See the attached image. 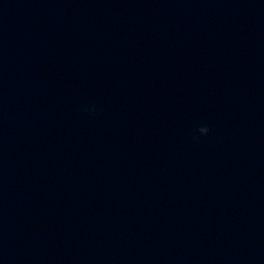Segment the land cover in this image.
Masks as SVG:
<instances>
[{
    "label": "water",
    "instance_id": "1",
    "mask_svg": "<svg viewBox=\"0 0 264 264\" xmlns=\"http://www.w3.org/2000/svg\"><path fill=\"white\" fill-rule=\"evenodd\" d=\"M0 264H264V0H0Z\"/></svg>",
    "mask_w": 264,
    "mask_h": 264
},
{
    "label": "clouds",
    "instance_id": "2",
    "mask_svg": "<svg viewBox=\"0 0 264 264\" xmlns=\"http://www.w3.org/2000/svg\"><path fill=\"white\" fill-rule=\"evenodd\" d=\"M199 131H200L201 133H206V132L208 131V129L205 128V127H201V128L199 129Z\"/></svg>",
    "mask_w": 264,
    "mask_h": 264
}]
</instances>
